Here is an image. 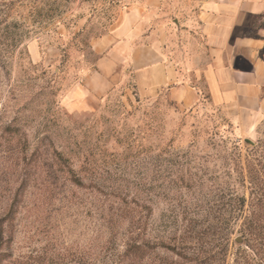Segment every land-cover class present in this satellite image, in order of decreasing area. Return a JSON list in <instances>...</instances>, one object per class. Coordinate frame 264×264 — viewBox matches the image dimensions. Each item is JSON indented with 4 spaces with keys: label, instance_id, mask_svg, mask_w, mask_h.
<instances>
[{
    "label": "rangeland",
    "instance_id": "obj_1",
    "mask_svg": "<svg viewBox=\"0 0 264 264\" xmlns=\"http://www.w3.org/2000/svg\"><path fill=\"white\" fill-rule=\"evenodd\" d=\"M197 2L0 0V264L233 263L264 109L217 106L203 79L190 109L145 97L129 58L203 52Z\"/></svg>",
    "mask_w": 264,
    "mask_h": 264
},
{
    "label": "crops",
    "instance_id": "obj_2",
    "mask_svg": "<svg viewBox=\"0 0 264 264\" xmlns=\"http://www.w3.org/2000/svg\"><path fill=\"white\" fill-rule=\"evenodd\" d=\"M197 21L203 52L169 58L162 44L133 46L129 58L139 92L145 97L163 90L183 109L201 102L194 84L205 81L217 106L264 109V0H198ZM130 16L113 36L131 31ZM122 35L120 37H122Z\"/></svg>",
    "mask_w": 264,
    "mask_h": 264
},
{
    "label": "trees",
    "instance_id": "obj_3",
    "mask_svg": "<svg viewBox=\"0 0 264 264\" xmlns=\"http://www.w3.org/2000/svg\"><path fill=\"white\" fill-rule=\"evenodd\" d=\"M251 155L246 160L247 177L250 189V202L245 209L246 198L238 196L231 200L233 212L228 216V224L234 225L241 222L239 233L244 239V244L239 245L234 253L232 264H264V139L250 149ZM71 173L72 168H69ZM77 177V176H76ZM75 177V179H76ZM235 228H228V243L230 235ZM146 243L137 242L129 244L124 256L136 253H144ZM199 254L195 260H199ZM227 257L225 249L216 251L211 261L214 264H222Z\"/></svg>",
    "mask_w": 264,
    "mask_h": 264
},
{
    "label": "water",
    "instance_id": "obj_4",
    "mask_svg": "<svg viewBox=\"0 0 264 264\" xmlns=\"http://www.w3.org/2000/svg\"><path fill=\"white\" fill-rule=\"evenodd\" d=\"M250 143H253V142H251V141H249ZM254 144V143H253Z\"/></svg>",
    "mask_w": 264,
    "mask_h": 264
}]
</instances>
